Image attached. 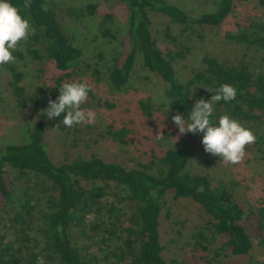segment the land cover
<instances>
[{
    "label": "rangeland",
    "instance_id": "374dc122",
    "mask_svg": "<svg viewBox=\"0 0 264 264\" xmlns=\"http://www.w3.org/2000/svg\"><path fill=\"white\" fill-rule=\"evenodd\" d=\"M185 9L191 17L214 10L219 0H168ZM55 5L57 15L74 45L82 50L80 72L67 80L57 81L62 71L55 62L37 46L30 42H20L17 50L22 57L12 63L22 72L20 82L26 89L27 106L22 108L12 92L13 75L7 65L0 66V151L8 143H24L37 115L46 108L41 104L28 102L31 96L35 101L48 104L59 94V86L65 82H78L79 79L91 86L89 99L82 105L97 113L95 124H82L72 128L63 126L62 119L48 120L46 149L54 161L60 158H85L96 153L105 158L122 162L128 166L148 162L169 148H183L190 153V166L195 172L208 173L215 180L225 183L235 196L245 202L250 210L245 216L247 231L252 240L248 255H232L225 247L221 248L222 238L215 234L211 220L198 203L188 198H164L160 234L166 260L176 259L179 264H264V223L260 208L264 207V142L261 150L245 149V156L238 164H231L204 152L201 136L191 133L178 135L171 121L174 114L170 100L165 95L166 85L144 69L142 59L137 56L129 83L122 89L113 88L107 75L114 60L121 55V39L126 33L128 11L121 0H46ZM97 4L94 14H79L86 7ZM234 12L219 27L190 28L186 31L175 26L172 35L177 42L161 38L163 51L172 50L178 79L186 81L196 69H202L203 60L213 57L218 61L232 64L243 62L253 75L264 74V48L253 39L264 36V10L257 0H235ZM72 9L73 13H66ZM108 28L113 37L103 34ZM37 49L39 57L28 52ZM88 65L100 70V78L95 79ZM202 88L196 89L197 99L208 101L211 96ZM140 102L149 107V113L142 109ZM170 111L167 115V108ZM216 103L214 104L215 108ZM256 135L264 136V122H242ZM126 127L125 143L107 131H119ZM157 133L165 138L155 140ZM13 180L9 202L0 204V235L4 241L22 249L21 256L26 260L29 252L21 246L23 236L37 245L44 256L45 264H60L57 257L47 248L43 235L46 215L51 211L48 202L49 191H44L43 181L33 175L19 177V173L9 170ZM38 180V181H36ZM35 185V186H34ZM30 199V214H26V201ZM104 201L103 213L113 198ZM27 206V205H26ZM99 221V220H98ZM107 226V225H106ZM21 228H26L25 232ZM89 234H73L77 244L91 252L104 255L108 248L122 247V241L115 236L108 240L103 230L93 234L89 226L81 227ZM27 244V242L25 243ZM108 247V248H107ZM104 249V251H102ZM101 255V256H102Z\"/></svg>",
    "mask_w": 264,
    "mask_h": 264
},
{
    "label": "trees",
    "instance_id": "16d2710c",
    "mask_svg": "<svg viewBox=\"0 0 264 264\" xmlns=\"http://www.w3.org/2000/svg\"><path fill=\"white\" fill-rule=\"evenodd\" d=\"M121 1L128 11V27L121 39L122 53L114 60L107 75L113 88L122 89L129 83L137 56H140L144 69L165 83V95L174 114L177 111L186 114L187 108L190 110L198 97L195 90L199 87L212 96L207 89L214 91L220 84L228 83L236 87V99L227 103L223 100L216 102L215 116L229 114L242 122H264V74L253 75L242 61L228 64L206 57L202 69L194 70L189 79L181 82L172 50L163 51L159 44L162 37L178 41L172 35L175 26L183 31L221 26L234 12L235 0H219L214 10L196 17H191L185 9L168 0ZM11 2L35 26L34 34L28 39L30 45L37 46L63 72L57 77L58 82L77 75V68L85 73L79 66L82 50L69 39L55 5L46 0H30V6L26 8L25 0ZM257 3L264 10V0H257ZM96 7L97 4L91 3L85 12L79 10V14H94ZM67 12L72 14L73 10L66 9ZM102 33L113 37L108 28ZM253 42L264 48V36L254 38ZM28 52L39 57L37 49ZM13 55L22 57L18 50ZM6 65L13 75L12 92L18 104L25 108L27 93L20 84L22 72L12 63ZM91 68L98 80L100 70L88 65V69ZM27 101L47 106L31 96ZM140 105L150 112L147 104L140 102ZM47 130V118L39 114L24 143H8L0 151V204L6 205L12 195L13 180L9 170L17 171L19 177L31 174L43 181L44 187L40 186V189L49 191L51 211L46 215L42 232L47 248L60 264H179L176 259L166 260L163 256L160 223L164 198L168 196L188 198L198 203L210 218L215 234L222 238L221 248L225 247L228 253L248 255L251 251L252 240L245 223L249 206L222 181L215 180L208 173L195 172L190 166L188 150L169 148L148 162L133 166L96 153L85 158L54 161L45 147ZM107 132L125 143L124 135L129 130L122 127L119 131ZM256 137L254 143L246 146L247 150H261L264 136ZM111 198L113 201L103 213V200ZM29 203L30 199H27L26 214H30ZM260 215L264 220V207L260 208ZM84 225L89 226L93 234H99L100 230L106 232L108 236L104 239L111 240L115 236L123 246L117 249L107 247L108 251L102 256L80 247L73 234L78 232L88 237L87 231L81 228ZM25 230L21 228L22 232ZM3 239L4 236L0 235V264H37L38 257L44 258L26 233L21 244L29 252L26 260L21 256V248Z\"/></svg>",
    "mask_w": 264,
    "mask_h": 264
},
{
    "label": "clouds",
    "instance_id": "9594fccd",
    "mask_svg": "<svg viewBox=\"0 0 264 264\" xmlns=\"http://www.w3.org/2000/svg\"><path fill=\"white\" fill-rule=\"evenodd\" d=\"M29 6L30 0H25L24 7ZM34 32L35 26L30 19L23 16L11 0H0V66L15 63L13 53L17 50L18 43L26 42ZM207 90L213 93L210 100L197 99L191 104L190 110L187 108L186 114L177 111L171 116V121L178 130V135H200L205 153L219 157L224 162L238 164L246 154V146L254 143L257 137L250 128L229 114L215 116L214 109L216 102L234 101L237 89L231 84L222 83L214 91ZM90 92L91 86L83 81L62 83L58 96L49 99L41 115L48 120L62 117L61 123L68 128L95 124L97 113L82 107L89 99ZM170 106L167 108V115ZM153 137L155 140L165 138L159 133ZM37 264H45L44 258L38 257Z\"/></svg>",
    "mask_w": 264,
    "mask_h": 264
}]
</instances>
